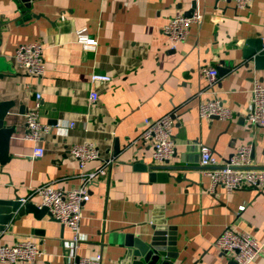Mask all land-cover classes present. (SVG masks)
Wrapping results in <instances>:
<instances>
[{
    "label": "crops",
    "instance_id": "0c3cea01",
    "mask_svg": "<svg viewBox=\"0 0 264 264\" xmlns=\"http://www.w3.org/2000/svg\"><path fill=\"white\" fill-rule=\"evenodd\" d=\"M196 12L203 16L201 23L172 45L165 25ZM81 28L97 41L95 50L77 41ZM29 43L45 48L41 78L16 61V49ZM263 51L264 0L245 8L224 0H37L30 10L22 0H0V103H12L5 125L15 127L9 160H0V198L16 192L23 204L39 207L36 189L45 185L85 187L90 195L77 242L49 213L18 220L14 213L0 230V244L30 239L42 251L31 263L15 264H76L97 256L99 264H122L127 249L121 237L129 233L147 240L155 219L163 216L175 227V264H236L214 246L226 228L264 244V187L213 188L200 165V145L211 148L222 165L248 144L252 167L264 170V128L246 120L254 83L264 84V69L256 60ZM205 67L218 70L212 86L202 73ZM94 76L110 81L96 85ZM92 91L96 102L89 100ZM38 93L39 120L49 132L38 142L44 156L34 159L36 144L26 139L25 122ZM212 99H220L234 117L202 119L199 107ZM165 115L175 120L177 144L168 163L154 161L152 145L140 140L145 119ZM83 143H93L101 155L86 172L106 163L105 175L91 183L83 182L70 153ZM143 165L147 170L137 168ZM151 166L183 168L165 171V181H151ZM252 264H264V247Z\"/></svg>",
    "mask_w": 264,
    "mask_h": 264
},
{
    "label": "built area",
    "instance_id": "2783aa9c",
    "mask_svg": "<svg viewBox=\"0 0 264 264\" xmlns=\"http://www.w3.org/2000/svg\"><path fill=\"white\" fill-rule=\"evenodd\" d=\"M234 2L238 8L247 7L253 0H224ZM203 16L196 12L191 16L178 15L171 19L164 27L163 32L172 45L186 39L190 28L195 23H201ZM77 41L85 50H95L97 41L91 37L86 29L76 31ZM45 48L38 43L20 45L16 49L15 58L22 69L34 77H42L45 73ZM202 73L206 76L209 85H214L218 79V70L213 67H205ZM110 81L109 77L94 76L93 84H104ZM98 95L92 91L89 100L96 102ZM41 94H36L35 107L26 115V139L34 142L33 158L44 156L45 150L38 145L43 135L49 132V127L39 120V108ZM251 110L246 120L252 127L264 128V84L255 82L251 90ZM234 112L225 107L220 99H212L201 103L199 116L202 119L218 118L230 120ZM74 123L71 124V127ZM175 120L172 115H165L157 120L145 119V129L140 136L143 143L152 145L151 157L156 162H166L174 155L176 141L173 135ZM71 155L76 159L82 180L91 183L98 177L105 175L106 163L96 171L86 172L89 162L101 158L98 148L93 143H83L70 148ZM253 148L251 145L240 146L229 157L226 163L220 165L218 158L211 148L200 145V165L204 173L211 181L213 188L222 186L228 192H234L244 187L261 190L264 187V170L252 167ZM40 197L39 207H46L50 215L68 227L73 232V241H78L82 208L90 200V195L85 187L73 190H60L51 185H45L36 189ZM24 201V200H22ZM215 248L225 255H232L236 264H252L262 254L264 244L258 242L247 233H241L231 228H226L214 243ZM42 255V251L35 242L30 239L21 241L14 246L0 244V262L15 264L19 262L31 263ZM101 256L95 259H80L76 264H99Z\"/></svg>",
    "mask_w": 264,
    "mask_h": 264
},
{
    "label": "water",
    "instance_id": "95a60500",
    "mask_svg": "<svg viewBox=\"0 0 264 264\" xmlns=\"http://www.w3.org/2000/svg\"><path fill=\"white\" fill-rule=\"evenodd\" d=\"M27 10L32 8V2L37 0H22ZM190 16V15H189ZM250 42V41H249ZM248 42V43H249ZM252 43H257L251 41ZM250 42V43H251ZM260 50V49H259ZM261 51V50H260ZM259 51V52H260ZM248 58L249 54L244 55ZM257 57L259 67L264 69V51ZM1 77V75H0ZM11 102L0 103V160L1 163H6L9 160L8 156V140L15 132V127H7L5 125V117L8 109L11 107ZM218 119V118H214ZM165 163H168L166 161ZM139 170H147V166H138ZM183 167H168V166H151L150 167V180H167L168 175L165 173L167 170H179ZM185 168V167H184ZM187 168V167H186ZM157 171L163 173H157ZM4 195V194H3ZM20 219L25 214H33L39 218L45 213H49L46 207H38L34 203L28 201L23 204L22 199L15 192L13 198H0V230H4V225L9 223L13 218ZM50 214V213H49ZM169 219L161 217L155 219L153 232L149 239L143 240L140 237H135L132 234H124L121 238L123 245L126 247V253L122 260V264H175L179 257L176 247L177 236L175 235V227L168 226ZM116 242H119L117 240Z\"/></svg>",
    "mask_w": 264,
    "mask_h": 264
}]
</instances>
